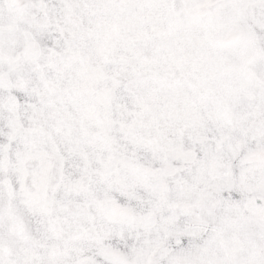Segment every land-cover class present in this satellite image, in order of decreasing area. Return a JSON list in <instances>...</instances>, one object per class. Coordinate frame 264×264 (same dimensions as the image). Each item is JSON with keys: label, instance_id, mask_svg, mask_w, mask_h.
Returning a JSON list of instances; mask_svg holds the SVG:
<instances>
[{"label": "snow or ice", "instance_id": "obj_1", "mask_svg": "<svg viewBox=\"0 0 264 264\" xmlns=\"http://www.w3.org/2000/svg\"><path fill=\"white\" fill-rule=\"evenodd\" d=\"M0 264H264V0H0Z\"/></svg>", "mask_w": 264, "mask_h": 264}]
</instances>
